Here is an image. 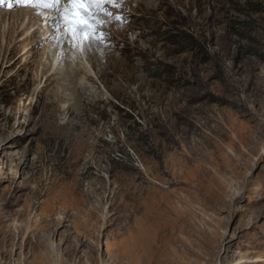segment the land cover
<instances>
[{
	"label": "rangeland",
	"instance_id": "374dc122",
	"mask_svg": "<svg viewBox=\"0 0 264 264\" xmlns=\"http://www.w3.org/2000/svg\"><path fill=\"white\" fill-rule=\"evenodd\" d=\"M57 2L0 4V264H264V0Z\"/></svg>",
	"mask_w": 264,
	"mask_h": 264
},
{
	"label": "bare ground",
	"instance_id": "6f19581e",
	"mask_svg": "<svg viewBox=\"0 0 264 264\" xmlns=\"http://www.w3.org/2000/svg\"><path fill=\"white\" fill-rule=\"evenodd\" d=\"M57 1L59 3L61 2V0H57ZM57 3H56L55 7L59 6L58 5L59 3L58 4ZM64 4L65 3L63 2L62 7H61V9H62L61 13H63V15L65 16V20H66L67 18H69V17L71 18L72 17L73 13L75 12V9H74L73 5H71L69 2L67 4H65V5ZM46 13H48L47 15L50 16V18L49 17L48 18L51 20V23L55 24V28H57V31L60 28L61 29L64 28V26L63 27H57V23H56L57 20L62 18L61 16H63V15L59 16L60 15L59 14L56 17L55 14H51L50 12H46ZM22 26H24V22H23ZM48 32H49V30H47V32H45V33H48ZM52 57H53V55L51 54V58ZM55 61L56 60L52 61V65L53 66L55 64ZM73 77H74V75H73ZM130 238L131 239L129 240V242L125 241V242L121 243L122 247L119 249V253H118L119 256L117 258L118 264H142V262H144V264H171L168 260L159 261L157 263L155 258L159 256V253L157 252V250L156 251L152 250L151 245L147 246V244L144 243L145 240L142 239V235H139L137 237H133L132 236ZM139 245H141V246H143L145 248V252L143 254L140 253L141 249L139 248ZM124 259H126V263H123Z\"/></svg>",
	"mask_w": 264,
	"mask_h": 264
},
{
	"label": "snow or ice",
	"instance_id": "6c2138e0",
	"mask_svg": "<svg viewBox=\"0 0 264 264\" xmlns=\"http://www.w3.org/2000/svg\"><path fill=\"white\" fill-rule=\"evenodd\" d=\"M5 0H0V4H3ZM17 2L21 4H28L30 3V0H17ZM87 0H69V3L73 5L75 12L73 13L72 17L68 20L69 24H71L74 28L79 25L81 29H86L90 27V25L85 21L84 19L80 18L79 16V10L84 8L85 3ZM100 2H108V3H115V0H100ZM10 6V5H9ZM73 35H76V32H73ZM85 38L88 37V33H84Z\"/></svg>",
	"mask_w": 264,
	"mask_h": 264
}]
</instances>
